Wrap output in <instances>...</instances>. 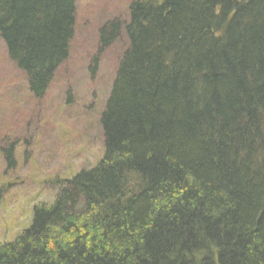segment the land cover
Returning <instances> with one entry per match:
<instances>
[{
	"label": "trees",
	"instance_id": "1",
	"mask_svg": "<svg viewBox=\"0 0 264 264\" xmlns=\"http://www.w3.org/2000/svg\"><path fill=\"white\" fill-rule=\"evenodd\" d=\"M74 22V0H0L33 98ZM120 23L98 32L105 49L126 40L103 155L34 207L0 264H264V0H133Z\"/></svg>",
	"mask_w": 264,
	"mask_h": 264
},
{
	"label": "rangeland",
	"instance_id": "2",
	"mask_svg": "<svg viewBox=\"0 0 264 264\" xmlns=\"http://www.w3.org/2000/svg\"><path fill=\"white\" fill-rule=\"evenodd\" d=\"M74 2L68 57L43 97L29 94L0 40V245L30 225L35 206L53 202L63 181L103 155L99 119L125 42L121 35L102 48L98 32L108 23L123 24L133 0ZM130 181L129 188L138 186Z\"/></svg>",
	"mask_w": 264,
	"mask_h": 264
},
{
	"label": "bare ground",
	"instance_id": "3",
	"mask_svg": "<svg viewBox=\"0 0 264 264\" xmlns=\"http://www.w3.org/2000/svg\"><path fill=\"white\" fill-rule=\"evenodd\" d=\"M73 31H74V28H73ZM121 41L125 42V41H124V39H123V40H121ZM113 45H114V44H112L111 46H113Z\"/></svg>",
	"mask_w": 264,
	"mask_h": 264
}]
</instances>
